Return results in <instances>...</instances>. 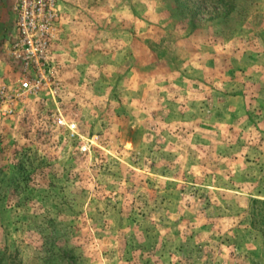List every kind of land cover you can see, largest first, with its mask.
Masks as SVG:
<instances>
[{
  "label": "rangeland",
  "instance_id": "obj_1",
  "mask_svg": "<svg viewBox=\"0 0 264 264\" xmlns=\"http://www.w3.org/2000/svg\"><path fill=\"white\" fill-rule=\"evenodd\" d=\"M20 2L0 264H264V0Z\"/></svg>",
  "mask_w": 264,
  "mask_h": 264
},
{
  "label": "trees",
  "instance_id": "obj_2",
  "mask_svg": "<svg viewBox=\"0 0 264 264\" xmlns=\"http://www.w3.org/2000/svg\"><path fill=\"white\" fill-rule=\"evenodd\" d=\"M263 206H257L256 210H255V223L258 222V219L256 217H261V221H263L264 223V201H260Z\"/></svg>",
  "mask_w": 264,
  "mask_h": 264
},
{
  "label": "built area",
  "instance_id": "obj_3",
  "mask_svg": "<svg viewBox=\"0 0 264 264\" xmlns=\"http://www.w3.org/2000/svg\"><path fill=\"white\" fill-rule=\"evenodd\" d=\"M17 9L20 12V16H21L20 25H21V28H22L21 32H23V0H21V2L17 5ZM20 40L23 42V34H22V37H21ZM24 86L28 87L29 86V82L24 83Z\"/></svg>",
  "mask_w": 264,
  "mask_h": 264
}]
</instances>
